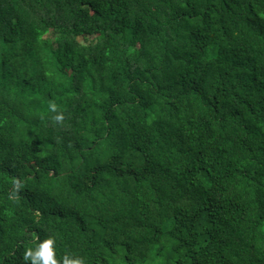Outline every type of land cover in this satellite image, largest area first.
Masks as SVG:
<instances>
[{
    "label": "trees",
    "instance_id": "trees-1",
    "mask_svg": "<svg viewBox=\"0 0 264 264\" xmlns=\"http://www.w3.org/2000/svg\"><path fill=\"white\" fill-rule=\"evenodd\" d=\"M50 237L264 264V0H0V264Z\"/></svg>",
    "mask_w": 264,
    "mask_h": 264
},
{
    "label": "clouds",
    "instance_id": "clouds-1",
    "mask_svg": "<svg viewBox=\"0 0 264 264\" xmlns=\"http://www.w3.org/2000/svg\"><path fill=\"white\" fill-rule=\"evenodd\" d=\"M51 109L55 111L56 105H50ZM54 119L56 121H62L63 115L57 114ZM55 240L54 238H48L40 242L35 249H29L25 253V259H30L32 264H58L55 249H54ZM63 264H83L81 258L70 259L67 255L63 258Z\"/></svg>",
    "mask_w": 264,
    "mask_h": 264
},
{
    "label": "rangeland",
    "instance_id": "rangeland-1",
    "mask_svg": "<svg viewBox=\"0 0 264 264\" xmlns=\"http://www.w3.org/2000/svg\"><path fill=\"white\" fill-rule=\"evenodd\" d=\"M172 257L174 256V258H177L178 256L173 254L170 249H165L163 251V254L160 255V256H156L155 255H152V257L144 264H162L163 263V260L165 257ZM111 262L112 264H123V260H122V257L117 255V256H113L111 258Z\"/></svg>",
    "mask_w": 264,
    "mask_h": 264
},
{
    "label": "water",
    "instance_id": "water-1",
    "mask_svg": "<svg viewBox=\"0 0 264 264\" xmlns=\"http://www.w3.org/2000/svg\"><path fill=\"white\" fill-rule=\"evenodd\" d=\"M81 42V44H83V41H80Z\"/></svg>",
    "mask_w": 264,
    "mask_h": 264
}]
</instances>
